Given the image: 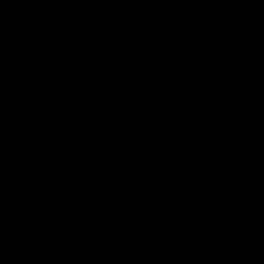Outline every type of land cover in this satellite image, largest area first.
I'll list each match as a JSON object with an SVG mask.
<instances>
[{"label": "water", "instance_id": "obj_1", "mask_svg": "<svg viewBox=\"0 0 264 264\" xmlns=\"http://www.w3.org/2000/svg\"><path fill=\"white\" fill-rule=\"evenodd\" d=\"M0 264H264V0H0Z\"/></svg>", "mask_w": 264, "mask_h": 264}]
</instances>
